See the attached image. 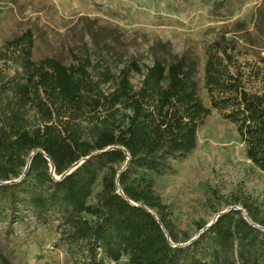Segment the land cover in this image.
<instances>
[{"label": "trees", "instance_id": "trees-1", "mask_svg": "<svg viewBox=\"0 0 264 264\" xmlns=\"http://www.w3.org/2000/svg\"><path fill=\"white\" fill-rule=\"evenodd\" d=\"M208 1L219 12L241 0ZM34 49L31 30L0 49V61L21 69L12 78L0 70L1 221L31 215L47 223L58 214L70 252L88 264H264V219L257 209L244 204L249 220L232 210L180 246L169 208L155 191V179L195 150L212 110L237 125L247 158L264 172V93L243 88L242 75L229 71L227 50L215 43L206 51L208 108L199 95L197 61L173 54L170 43L152 47L151 67L134 60L118 76L88 57L78 65L52 57L36 62ZM133 73L143 76L139 88ZM109 84L114 91L106 95L102 87ZM100 175L102 189L91 206Z\"/></svg>", "mask_w": 264, "mask_h": 264}, {"label": "rangeland", "instance_id": "rangeland-1", "mask_svg": "<svg viewBox=\"0 0 264 264\" xmlns=\"http://www.w3.org/2000/svg\"><path fill=\"white\" fill-rule=\"evenodd\" d=\"M28 30L35 36L36 62L52 57L78 65L88 57L116 76L134 60L140 67H151L152 47L170 43L173 54L197 61L199 95L208 108L206 51L219 43L232 57L231 74L242 75L243 88L264 93V0H241L219 12L208 0H0V49ZM0 70L7 78L21 72L12 61H0ZM142 81L143 76L133 73L135 88ZM102 91L108 95L114 86ZM33 114L31 124L37 125ZM83 128L90 141L89 124L83 123ZM197 140L191 154L173 163L172 172L155 179V191L169 208L180 246L199 236L201 226L208 229L221 213L239 211L249 220L244 204L264 219V172L247 158L237 125L212 110ZM101 189L102 175L89 205H97ZM61 225L58 214L47 223L31 215L15 223L0 220V258L7 261L0 264H88L84 256L70 252Z\"/></svg>", "mask_w": 264, "mask_h": 264}, {"label": "water", "instance_id": "water-1", "mask_svg": "<svg viewBox=\"0 0 264 264\" xmlns=\"http://www.w3.org/2000/svg\"><path fill=\"white\" fill-rule=\"evenodd\" d=\"M127 155H128V162H127V164H126V166L124 167V169L127 167V165H128V163H129V161H130V156H129V154L127 153ZM92 157V156H91ZM91 157H89V158H87V159H84V160H82L80 163H78V164H76V165H74L68 172H66L62 177H60L59 179H62V178H64V177H66L67 175H70L71 173H73L82 163H84L86 160H88V159H90ZM30 166V165H29ZM28 166V167H29ZM52 175L56 178V179H58L57 178V176L55 175V171H54V168H52ZM117 185L119 186V183H117ZM121 191V190H120ZM238 210H241V209H238ZM150 213L151 214H153L156 218H157V216L153 213V212H151L150 211ZM227 212H225V213H221L220 215H218L217 216V218H216V220L209 226V227H211L217 220H218V218L220 217V216H222V215H224V214H226ZM158 219V218H157ZM159 221V220H158ZM159 223H160V221H159ZM208 227V228H209ZM164 229V228H163ZM198 238V236L197 237H195L193 240H191L189 243H191V242H193L194 240H196ZM188 243V244H189Z\"/></svg>", "mask_w": 264, "mask_h": 264}]
</instances>
